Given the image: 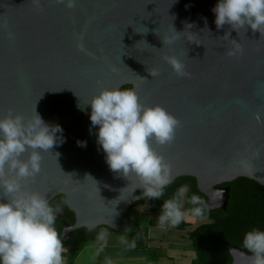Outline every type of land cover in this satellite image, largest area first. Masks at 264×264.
I'll use <instances>...</instances> for the list:
<instances>
[{
    "label": "water",
    "instance_id": "water-1",
    "mask_svg": "<svg viewBox=\"0 0 264 264\" xmlns=\"http://www.w3.org/2000/svg\"><path fill=\"white\" fill-rule=\"evenodd\" d=\"M218 2L74 0L67 7V0H40L38 11L34 0H0V119L10 109L26 120L36 112L62 129L41 152L39 175L21 182L49 204L63 196L74 221H61L62 242L80 228L125 232L127 210L147 197L134 175L110 170L97 142L88 104L104 89L130 86L141 104L159 105L180 122L171 144L150 143L171 165L173 182L195 179L208 210L226 209L229 187L222 185L237 178L264 187V123L254 119L264 112V34L247 25L217 29ZM174 30L175 42L163 44ZM233 40L242 54L228 55ZM166 55L191 78L175 75ZM7 202L0 188V203ZM228 252L230 264H251L245 248Z\"/></svg>",
    "mask_w": 264,
    "mask_h": 264
},
{
    "label": "clouds",
    "instance_id": "clouds-1",
    "mask_svg": "<svg viewBox=\"0 0 264 264\" xmlns=\"http://www.w3.org/2000/svg\"><path fill=\"white\" fill-rule=\"evenodd\" d=\"M34 3L38 11L42 10L40 0H34ZM57 3L63 4L65 0H57ZM73 6L74 0H67V7ZM212 11L217 29L225 24L233 30L247 25L253 32L264 34V0H219ZM147 31L146 28L144 33ZM175 33L176 36L162 40L163 44L174 43L180 34ZM234 42L236 47L228 55L242 54V46ZM78 47L84 50L82 45ZM163 59L175 75L191 78L176 56L166 55ZM149 74L154 77L158 71ZM88 105L91 107V124L99 128L97 142L106 154L110 170L126 178L134 175L145 196L159 199L174 177L171 165L150 142L154 139L160 145L171 144L180 122L159 105L146 107L141 104L132 89H104L93 96ZM254 119L264 123V112H257ZM58 132H62L59 125L50 127L36 112L26 120L22 115H14L10 109L0 119V188L9 197V202L0 203V264H63L64 246L54 227L60 210L54 211L45 195L26 191L21 183L39 175L41 152L53 148ZM78 144L86 146V142ZM26 152L27 159H21ZM9 174H13L11 178ZM188 191L189 186L182 185L173 198L163 202L159 216L162 225L176 226L187 216H204L207 205L197 195L191 196L190 203L199 206L181 210L182 198ZM106 236L107 232L102 231L98 239L104 240ZM243 243L253 254L251 264H264V231L254 229L246 233Z\"/></svg>",
    "mask_w": 264,
    "mask_h": 264
},
{
    "label": "trees",
    "instance_id": "trees-1",
    "mask_svg": "<svg viewBox=\"0 0 264 264\" xmlns=\"http://www.w3.org/2000/svg\"><path fill=\"white\" fill-rule=\"evenodd\" d=\"M124 89H130V86H125ZM182 185L189 186V191L182 198L186 210L199 206L190 203L192 195L201 197L207 205V198L198 191L194 178L178 177L164 188L163 195L159 199L146 197L132 204L124 218L126 231L118 233L126 236L136 248L143 247L147 241L145 230L136 220L131 219L133 210L140 208L148 212L162 211L163 202L173 198ZM222 187H229L225 210L210 211L206 208L203 217H194L200 219L198 225L192 226L193 217L187 216L188 220L184 219L174 226L177 231L186 230L185 239H188L195 251V258L191 264H230L231 257L228 252L230 246L245 248L243 241L246 233L254 229L264 231V187L246 178H237L233 182L223 184ZM57 198L64 199L62 195H58ZM73 219L74 217L70 220L66 219V222L71 224ZM149 224L153 225L154 219H149ZM166 225L169 226V223ZM102 228L108 229L99 227L89 232L85 228H80L73 232L74 238L71 241L62 242L69 251L70 260L67 264H72L77 250L86 242L93 240ZM56 230L60 234V222Z\"/></svg>",
    "mask_w": 264,
    "mask_h": 264
},
{
    "label": "rangeland",
    "instance_id": "rangeland-1",
    "mask_svg": "<svg viewBox=\"0 0 264 264\" xmlns=\"http://www.w3.org/2000/svg\"><path fill=\"white\" fill-rule=\"evenodd\" d=\"M182 203V211H187L186 206ZM140 209V208H139ZM162 211L148 212L146 210H133L131 219L134 218L143 228L146 236H149V244L143 249L149 253V259L147 263L149 264H191L192 260L195 258V251L189 244L186 238V230L177 231L169 223V226L161 224L159 222V216ZM190 217V216H188ZM186 217L185 221L189 218ZM192 218V217H191ZM149 219H154V224H149ZM192 226H196L200 223L199 218H194L191 220ZM188 230V229H187ZM143 251V250H142ZM67 253L66 248H64L65 255ZM154 257L153 255H156Z\"/></svg>",
    "mask_w": 264,
    "mask_h": 264
},
{
    "label": "crops",
    "instance_id": "crops-1",
    "mask_svg": "<svg viewBox=\"0 0 264 264\" xmlns=\"http://www.w3.org/2000/svg\"><path fill=\"white\" fill-rule=\"evenodd\" d=\"M137 210L140 209L136 208L135 211ZM102 231L107 232L104 240L98 239ZM146 238L147 241L143 247L136 248L126 236L102 228L93 240L86 242L77 250L72 264H149L147 263L149 253L143 249L149 244V236ZM66 250L67 253L63 255V264H67L70 260L69 251L67 248ZM153 256L157 257V254Z\"/></svg>",
    "mask_w": 264,
    "mask_h": 264
},
{
    "label": "flooded vegetation",
    "instance_id": "flooded-vegetation-1",
    "mask_svg": "<svg viewBox=\"0 0 264 264\" xmlns=\"http://www.w3.org/2000/svg\"><path fill=\"white\" fill-rule=\"evenodd\" d=\"M50 206L53 208V210L55 211V210H57V209H59L60 210V212L59 213H57V215H56V221H55V225H54V227L55 228H58V222H60L61 223V221L60 220H65L66 221V219H72V217H73V215H72V213L71 212H69L67 209H66V207H65V205H64V199L62 200V199H60V198H57V196L51 201V203H50ZM72 224V223H71ZM78 230V229H77ZM61 232V231H60ZM73 238H74V234H73ZM69 242V241H68Z\"/></svg>",
    "mask_w": 264,
    "mask_h": 264
}]
</instances>
